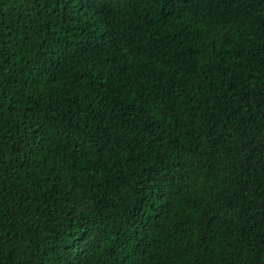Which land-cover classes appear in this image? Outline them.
<instances>
[{
	"label": "trees",
	"instance_id": "obj_1",
	"mask_svg": "<svg viewBox=\"0 0 264 264\" xmlns=\"http://www.w3.org/2000/svg\"><path fill=\"white\" fill-rule=\"evenodd\" d=\"M0 264H264V0H0Z\"/></svg>",
	"mask_w": 264,
	"mask_h": 264
}]
</instances>
